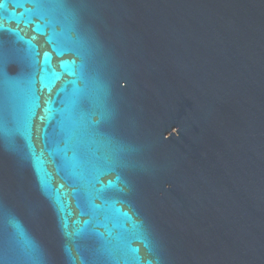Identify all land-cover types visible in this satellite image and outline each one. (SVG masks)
<instances>
[{"label": "water", "instance_id": "obj_1", "mask_svg": "<svg viewBox=\"0 0 264 264\" xmlns=\"http://www.w3.org/2000/svg\"><path fill=\"white\" fill-rule=\"evenodd\" d=\"M264 264V0H0V264Z\"/></svg>", "mask_w": 264, "mask_h": 264}, {"label": "snow or ice", "instance_id": "obj_2", "mask_svg": "<svg viewBox=\"0 0 264 264\" xmlns=\"http://www.w3.org/2000/svg\"><path fill=\"white\" fill-rule=\"evenodd\" d=\"M149 264H150V262H149Z\"/></svg>", "mask_w": 264, "mask_h": 264}]
</instances>
